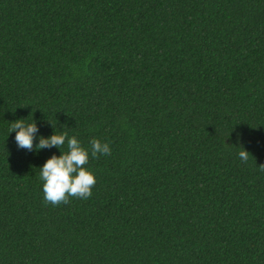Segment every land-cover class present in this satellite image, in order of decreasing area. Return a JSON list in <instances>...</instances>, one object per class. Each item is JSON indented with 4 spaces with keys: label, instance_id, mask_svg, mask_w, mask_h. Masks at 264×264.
<instances>
[{
    "label": "trees",
    "instance_id": "trees-1",
    "mask_svg": "<svg viewBox=\"0 0 264 264\" xmlns=\"http://www.w3.org/2000/svg\"><path fill=\"white\" fill-rule=\"evenodd\" d=\"M18 119L109 143L89 199ZM260 164L264 0H0V264H264Z\"/></svg>",
    "mask_w": 264,
    "mask_h": 264
},
{
    "label": "clouds",
    "instance_id": "clouds-1",
    "mask_svg": "<svg viewBox=\"0 0 264 264\" xmlns=\"http://www.w3.org/2000/svg\"><path fill=\"white\" fill-rule=\"evenodd\" d=\"M15 132V142L18 148L28 151L41 150L55 147L61 149L67 145V151L57 156H50L40 168V179L43 181L42 190L44 203L58 206L68 204L72 198L87 200L92 195V188L96 184V178L86 165L90 156L97 158L99 155H110L109 143L101 142L93 138L90 143V151L82 146L76 136H69L66 131L53 134L47 138L40 137L34 148V139L38 132L34 119L31 123H25L24 119H18L11 123L9 133ZM249 152L241 147L239 158L246 163ZM264 172V164L257 166Z\"/></svg>",
    "mask_w": 264,
    "mask_h": 264
}]
</instances>
